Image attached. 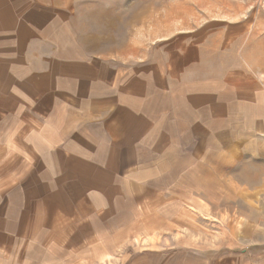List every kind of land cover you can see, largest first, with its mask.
<instances>
[{
    "label": "crops",
    "instance_id": "crops-1",
    "mask_svg": "<svg viewBox=\"0 0 264 264\" xmlns=\"http://www.w3.org/2000/svg\"><path fill=\"white\" fill-rule=\"evenodd\" d=\"M83 7L0 0V264H227L182 244L110 257L155 207L264 192V66L203 28L143 57L94 51ZM237 255L264 264V239Z\"/></svg>",
    "mask_w": 264,
    "mask_h": 264
},
{
    "label": "rangeland",
    "instance_id": "rangeland-1",
    "mask_svg": "<svg viewBox=\"0 0 264 264\" xmlns=\"http://www.w3.org/2000/svg\"><path fill=\"white\" fill-rule=\"evenodd\" d=\"M83 7L79 22L94 51L143 57L164 47L171 39L189 37L197 28L215 35H229V52L245 54L247 67L264 66V0H75ZM245 29L237 30L239 26ZM195 32V31H194ZM248 175V174H247ZM218 176V175H216ZM234 179L237 176L231 174ZM253 176L250 174L249 178ZM218 181V177L215 181ZM198 192L199 204L187 199L173 217L166 204L152 221L139 222L133 235L121 237L110 260L155 252L171 255L179 244L214 259L238 264L237 254L264 236V192L245 188ZM242 191V195L238 192ZM206 196V198L204 197ZM173 206V207H171ZM178 207V206H177ZM165 210V213H164ZM165 214V215H163ZM156 217V218H155ZM136 224V223H135ZM148 227H150L148 229ZM259 234V235H258ZM169 260V261H170Z\"/></svg>",
    "mask_w": 264,
    "mask_h": 264
}]
</instances>
